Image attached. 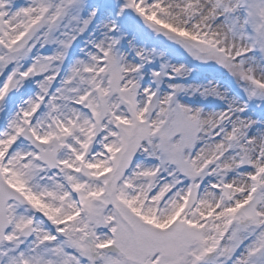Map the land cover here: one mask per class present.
<instances>
[{
    "label": "snow or ice",
    "instance_id": "1",
    "mask_svg": "<svg viewBox=\"0 0 264 264\" xmlns=\"http://www.w3.org/2000/svg\"><path fill=\"white\" fill-rule=\"evenodd\" d=\"M0 264H264V0H0Z\"/></svg>",
    "mask_w": 264,
    "mask_h": 264
},
{
    "label": "rangeland",
    "instance_id": "2",
    "mask_svg": "<svg viewBox=\"0 0 264 264\" xmlns=\"http://www.w3.org/2000/svg\"><path fill=\"white\" fill-rule=\"evenodd\" d=\"M205 71L204 69L197 68V75H199L201 72Z\"/></svg>",
    "mask_w": 264,
    "mask_h": 264
}]
</instances>
